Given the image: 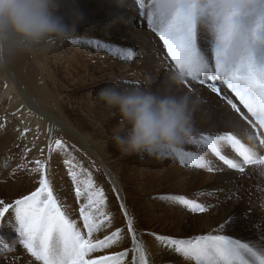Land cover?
<instances>
[{"label":"snow or ice","instance_id":"6c2138e0","mask_svg":"<svg viewBox=\"0 0 264 264\" xmlns=\"http://www.w3.org/2000/svg\"><path fill=\"white\" fill-rule=\"evenodd\" d=\"M134 3L137 16L163 42L164 61L170 58L165 71L179 70L182 75L190 76L188 84L193 89L198 84L218 96L223 93L221 98L239 118L232 125L237 131L204 134L199 140L190 137V143L202 144L229 170L244 174L247 166L259 165L264 175V60H258L256 56L257 44L264 42V0H260L250 29L244 23L248 20L246 15L227 21L219 28L215 40L210 38L211 47L207 52L202 48L201 36L190 11L178 8L173 13L153 12L146 8V0H134ZM119 12L118 8L113 10V14ZM72 43L78 44L80 40L74 39ZM86 43L126 62H132L140 55L133 47L99 40ZM0 125V131H6V122L0 121ZM28 131L27 128L20 130L18 138L23 139ZM242 137L248 142L245 143ZM225 144L237 159L229 158L222 149ZM47 151L49 156L61 152L70 155L69 146L54 137L50 139ZM30 152L26 146L21 156L27 157ZM40 152L43 155L44 149ZM172 156L185 167L192 165L213 170L209 160L202 155L175 149ZM11 163L5 156L4 167L8 168ZM63 163L73 184L78 211L71 210L59 199L49 175L48 157L17 161L11 174L18 171L35 173L38 186L10 202L0 199V264H155L151 246L143 239L145 235L151 237L159 250L179 254L192 264H264V240L255 243L214 234L180 238L138 228L135 215L129 211L120 189L115 186L112 191L120 201L126 223L123 228L117 227L101 238L98 235L101 229L113 219L105 211L107 196L103 187L91 171L73 158L65 159ZM82 175L86 178L81 179ZM232 196L233 193H228L229 198ZM156 199L165 200L164 197ZM172 199L193 213L206 210L200 203L184 197ZM235 200L239 204L241 197L237 195ZM225 227L221 223L217 231H223ZM122 243L126 244L123 251H111Z\"/></svg>","mask_w":264,"mask_h":264},{"label":"rangeland","instance_id":"374dc122","mask_svg":"<svg viewBox=\"0 0 264 264\" xmlns=\"http://www.w3.org/2000/svg\"><path fill=\"white\" fill-rule=\"evenodd\" d=\"M75 3L83 8V22L71 39L38 46L31 53L22 54L27 59H15L0 68V121L7 124L6 131H0V199H5L7 202L28 194L38 186L36 183L38 176L35 173L18 171L15 175L11 174L17 161L48 157L49 175L56 191L60 180L68 179L70 182L65 187L67 188L65 192L62 190L64 195L74 194L72 181L63 163L68 158H73L77 164H82L91 171L101 185L121 179L124 176L122 165L127 156L120 154L112 136L121 126L122 120L118 112L106 108L99 102L96 94L100 89L116 82H119L121 87L149 83L155 86L168 73L165 67L169 66L170 62L164 61L166 49H163V42L137 16L134 0L125 7L130 15L123 14L122 7L109 6L111 0H75ZM117 8L120 12L113 14V10ZM244 23L249 29L251 28L252 21L246 20ZM122 33L125 36H122ZM200 36L202 48L206 52L210 51V37L202 33ZM74 39L80 40V43L73 44ZM88 40L133 47L139 50L140 55L126 64L127 68L123 70L122 64L125 61L113 57L102 49H95L93 45L86 43ZM41 56L48 60L46 65L42 63ZM136 66H146L148 72L137 73ZM126 74L130 79H125ZM194 89L201 96L202 104L194 116L199 118L193 120L191 138L199 140L204 134H222L226 131L238 130L232 125L238 122L239 118L221 98L223 93L218 96L211 93L206 86L198 84L194 85ZM227 93L231 95L229 90ZM107 110L112 116L105 112ZM222 121L223 124L220 125ZM217 122L218 126L213 125ZM24 128L29 131L23 139H20L18 132ZM52 137L62 139L69 146L70 155L61 152L59 155L49 156L47 145ZM242 139L247 143L246 138L242 137ZM183 144L181 149L189 151V139ZM26 146L31 152L27 157H22L21 154ZM40 149H44L43 155ZM222 149L232 153L226 144L222 145ZM5 156L12 161L8 168L3 164ZM13 157L16 159L13 160ZM208 158L222 163L212 154H209ZM146 159L149 162L155 160L133 156L126 162L137 171L144 169L143 160ZM250 169L257 171L259 182L254 180ZM131 174L134 175L135 172ZM227 177L228 190L233 191L235 203V197L237 195L241 197V202L236 203V207H240L246 215L253 218L260 214L264 215L262 208L264 175L261 174V166H251L244 174L230 170ZM85 178L86 176H81V179ZM110 188V186L103 187L107 191H110ZM172 198L174 197L170 199L174 200ZM73 201L76 205L75 198ZM106 207L107 204L105 211ZM182 211L190 212L192 215L198 214L191 212L185 206ZM109 227L110 224L105 225L106 229H111ZM4 231L7 232V229L5 228ZM225 232L226 230H223L218 233L225 235L223 234Z\"/></svg>","mask_w":264,"mask_h":264},{"label":"clouds","instance_id":"9594fccd","mask_svg":"<svg viewBox=\"0 0 264 264\" xmlns=\"http://www.w3.org/2000/svg\"><path fill=\"white\" fill-rule=\"evenodd\" d=\"M115 2L128 5V0ZM259 7L260 0H146L153 12L190 11L198 32L213 41L221 25L245 15L252 21ZM82 22L75 0H0V68L38 46L71 39ZM189 80L172 70L155 86L116 82L99 90L97 100L121 117L112 139L122 156L164 160L191 137L202 98Z\"/></svg>","mask_w":264,"mask_h":264},{"label":"bare ground","instance_id":"6f19581e","mask_svg":"<svg viewBox=\"0 0 264 264\" xmlns=\"http://www.w3.org/2000/svg\"><path fill=\"white\" fill-rule=\"evenodd\" d=\"M130 1L133 0H128V3ZM109 6L119 7L115 0H111ZM78 7L82 11L83 8L80 7V5H78ZM122 10L124 11L123 14L130 15L125 7H122ZM120 18L122 19V15H120ZM80 26L82 25L80 24L79 27ZM119 36L120 35L118 34L117 37ZM122 36L125 35L122 33ZM123 38L124 37H122V39ZM44 56H46V54H44ZM41 57L42 63L46 65L48 60H45L43 56ZM15 59L23 60L27 58L23 55H19L12 61ZM128 63L130 62L125 61L124 64H122L123 70L127 68L126 64ZM136 67H138L137 73L146 74L148 72L146 66ZM127 76L128 74L125 75V79H130ZM129 87L132 86L129 85ZM105 112H107L109 116H112L110 111L107 110ZM220 122L221 121H219V123ZM219 123H213V125L218 126ZM222 124L223 121L220 125ZM213 131L217 132L216 130ZM189 144L190 147L188 150L190 152L199 155L200 151V155L209 160L208 155L210 152L205 147H202L201 144H192L190 141ZM181 147L182 146L180 145L179 149H181ZM184 147L183 149L185 150ZM224 151L234 159H237L233 152H228L226 149H224ZM133 156H127L124 159L125 161L122 165L123 169L121 166L124 176L122 175L123 177H121V179L112 180L111 183L106 185L100 184L102 187H111L110 191H104L107 196L106 211L113 217L110 224L111 229L102 228L101 233L98 234L101 238L103 235L115 231L117 227L123 228L126 223V219L119 207L120 201L112 191L113 186H115L120 189L121 194L124 197V203H126L129 211L135 215L136 220L138 221L137 227L142 230L154 231L180 238H189L207 234L220 235V233H218L220 231H217V228L218 225L223 223L226 225L224 229L226 232L223 233L225 235L236 239L249 240L255 243L264 240V215L260 214L258 217L253 218L246 215L240 207H236L234 193L233 191L228 190L229 178L227 177V174H229L230 170L222 163L209 160L210 164L213 166V170L209 171L208 169H200L192 165L187 167L180 165L178 160L171 155L169 156V159L166 158L159 161L152 160L149 162L148 159H146L147 161L143 160L144 169L135 171L130 167V164L126 162ZM140 157L146 158L145 156ZM216 169H220V171H216ZM250 170L254 180L259 182L257 171L254 169ZM132 172H135V174L132 175ZM69 184L70 182L68 179L60 180L57 185L58 189L56 193L65 206L70 207L73 211H78V202L74 205L73 201L74 194L70 193L64 195L62 192V190L65 192L67 189L65 187ZM185 192L187 194H185ZM195 192L199 193L196 194ZM228 193H233V196L229 198ZM156 197H164L165 200H159L156 199ZM171 197H184L190 200L195 198L194 200L205 206L206 210L203 213L192 215L190 212L182 211L183 205L179 204L176 200H171ZM73 218L78 219V216H73ZM189 232L192 233L189 234ZM143 239L148 242L149 246H151V258L155 261V264H192L191 261L185 260L179 254H172L159 250L150 236L145 235ZM125 246L126 244L122 243L119 246L114 247L111 251H123Z\"/></svg>","mask_w":264,"mask_h":264}]
</instances>
